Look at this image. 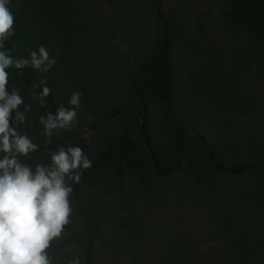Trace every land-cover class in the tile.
Here are the masks:
<instances>
[{
  "label": "trees",
  "instance_id": "obj_1",
  "mask_svg": "<svg viewBox=\"0 0 264 264\" xmlns=\"http://www.w3.org/2000/svg\"><path fill=\"white\" fill-rule=\"evenodd\" d=\"M13 11L11 55L29 57L43 45L57 61L43 74L9 70L10 86L32 104L20 131L40 151L28 162H47L69 143L93 161L74 185L81 219L68 226L63 247H77L82 264H264V0H13ZM109 14L136 34L128 45L137 61L113 86L81 62ZM148 38L149 49L134 45ZM177 55L190 69V93L178 88ZM41 80L52 90L44 107L30 95ZM76 91L82 124L47 145L39 115L68 106ZM90 123L97 128L88 141L80 128ZM177 175L204 192L208 222L155 232L126 186L165 201ZM100 246L112 260L101 259Z\"/></svg>",
  "mask_w": 264,
  "mask_h": 264
},
{
  "label": "clouds",
  "instance_id": "obj_2",
  "mask_svg": "<svg viewBox=\"0 0 264 264\" xmlns=\"http://www.w3.org/2000/svg\"><path fill=\"white\" fill-rule=\"evenodd\" d=\"M14 22L13 0H0V264H60L53 249L68 235L75 211L74 185L93 161L85 149L69 143L48 152L47 162H28L40 151L33 137L20 131L29 123L26 113L32 112V104L20 89L10 86L9 70L31 67L43 74L57 61L43 45L31 50L29 57L11 55L5 42L15 34ZM37 87L40 91L30 95L44 107L52 90L45 80L32 84ZM81 96L73 92L68 106L39 115L47 145L54 134L78 128ZM68 264H82L80 256H73Z\"/></svg>",
  "mask_w": 264,
  "mask_h": 264
},
{
  "label": "rangeland",
  "instance_id": "obj_3",
  "mask_svg": "<svg viewBox=\"0 0 264 264\" xmlns=\"http://www.w3.org/2000/svg\"><path fill=\"white\" fill-rule=\"evenodd\" d=\"M212 9L205 11V23L209 27L212 26L214 15ZM112 15H107V19L103 26L99 27L91 43L88 45L82 55V66L86 72H89L94 79L99 80L107 86H113L123 78V68L127 65L134 64L137 61V56L134 54L128 41L135 37V31L128 20H124L123 26L112 22ZM126 32V33H125ZM213 36V32L210 33ZM127 36L128 40H127ZM154 35L150 36L152 39ZM145 39L143 42H134V45L139 50L143 47V43H147L145 49L152 43L151 39ZM223 40L227 43L226 37ZM138 43V44H137ZM226 43L224 45L226 46ZM137 44V45H136ZM180 78H178V88L182 93L187 89L189 82L190 69L180 56H176ZM184 89V91H182ZM84 115V114H83ZM80 124L82 119L79 117ZM80 128V127H79ZM97 124L90 123L82 125L80 130H83L84 136L89 141L95 133ZM126 193L138 205L141 213L148 221L150 228L155 229V232L162 229L170 230V228H179L190 226L193 228L203 229V226L208 222V211L204 204V192L199 190L190 177L185 175H177L173 182L168 186L164 194L165 201H160L158 198L149 195L146 192L136 190L132 185L126 186ZM75 200L73 199V207L75 209L73 215V225L80 221V215L75 208ZM71 249L70 251L68 249ZM100 257L102 260L112 257L108 252L100 246ZM54 254L61 260L62 255H66L68 259L73 256H79V250L74 246L62 245V240L55 246ZM68 260V261H69Z\"/></svg>",
  "mask_w": 264,
  "mask_h": 264
},
{
  "label": "water",
  "instance_id": "obj_4",
  "mask_svg": "<svg viewBox=\"0 0 264 264\" xmlns=\"http://www.w3.org/2000/svg\"><path fill=\"white\" fill-rule=\"evenodd\" d=\"M128 109V108H125V110Z\"/></svg>",
  "mask_w": 264,
  "mask_h": 264
}]
</instances>
